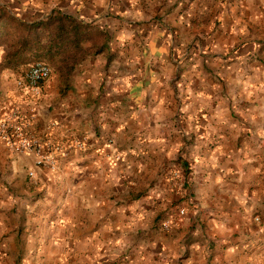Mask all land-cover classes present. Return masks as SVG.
<instances>
[{"label":"clouds","instance_id":"clouds-1","mask_svg":"<svg viewBox=\"0 0 264 264\" xmlns=\"http://www.w3.org/2000/svg\"><path fill=\"white\" fill-rule=\"evenodd\" d=\"M0 264H264V0H0Z\"/></svg>","mask_w":264,"mask_h":264},{"label":"crops","instance_id":"crops-1","mask_svg":"<svg viewBox=\"0 0 264 264\" xmlns=\"http://www.w3.org/2000/svg\"><path fill=\"white\" fill-rule=\"evenodd\" d=\"M186 187H187V185H186Z\"/></svg>","mask_w":264,"mask_h":264}]
</instances>
